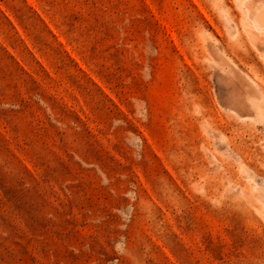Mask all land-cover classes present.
Instances as JSON below:
<instances>
[{
	"label": "rangeland",
	"instance_id": "374dc122",
	"mask_svg": "<svg viewBox=\"0 0 264 264\" xmlns=\"http://www.w3.org/2000/svg\"><path fill=\"white\" fill-rule=\"evenodd\" d=\"M260 6L0 0V264H264Z\"/></svg>",
	"mask_w": 264,
	"mask_h": 264
},
{
	"label": "bare ground",
	"instance_id": "6f19581e",
	"mask_svg": "<svg viewBox=\"0 0 264 264\" xmlns=\"http://www.w3.org/2000/svg\"><path fill=\"white\" fill-rule=\"evenodd\" d=\"M258 1L261 3V6L258 8L256 15H255V18L253 20V22H255V28H256L257 32H255V33L252 32V37L255 41V44H256L258 50L260 51L261 56L264 57V0H258ZM230 88H231V93L234 94L235 91L232 89V87H230ZM257 88L259 89V91H261L263 93V89L261 87V84H258ZM233 99L235 100V95H233ZM235 101L239 102L238 99H236Z\"/></svg>",
	"mask_w": 264,
	"mask_h": 264
}]
</instances>
